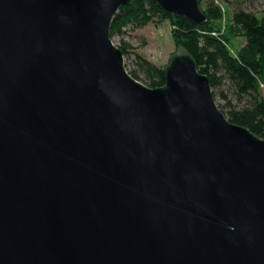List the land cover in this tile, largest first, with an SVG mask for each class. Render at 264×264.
Here are the masks:
<instances>
[{"label":"water","instance_id":"1","mask_svg":"<svg viewBox=\"0 0 264 264\" xmlns=\"http://www.w3.org/2000/svg\"><path fill=\"white\" fill-rule=\"evenodd\" d=\"M132 1L0 0V264H264V139L184 47L162 87L130 75Z\"/></svg>","mask_w":264,"mask_h":264},{"label":"trees","instance_id":"2","mask_svg":"<svg viewBox=\"0 0 264 264\" xmlns=\"http://www.w3.org/2000/svg\"><path fill=\"white\" fill-rule=\"evenodd\" d=\"M201 7L208 18L202 26L165 11L155 0H133L116 15L111 38L123 37L127 29L143 28L156 18L168 20L176 49L184 47L194 57L199 72L209 78L214 97L215 90L227 84L229 92L244 103L232 106L227 113L221 110L228 120L264 139V17L235 12L222 28L228 11L219 0H201ZM235 37L244 38L245 45L234 52ZM118 48L125 57L130 56L125 43ZM134 65L135 70L128 72L136 80L150 88L165 84L164 68L138 54H134ZM222 96L226 97L224 93Z\"/></svg>","mask_w":264,"mask_h":264},{"label":"rangeland","instance_id":"3","mask_svg":"<svg viewBox=\"0 0 264 264\" xmlns=\"http://www.w3.org/2000/svg\"><path fill=\"white\" fill-rule=\"evenodd\" d=\"M221 6H224L228 11L221 27L224 24L227 27L228 19L232 17L235 12H248L264 17V0H219ZM225 22V23H224ZM114 44L118 47L124 43L129 47V57H125V66L128 71L135 70L134 54L141 55L146 60L155 64L159 68H165L168 64L172 53L176 51L175 43L172 37V26L168 20L160 18L154 19V22L147 26L132 30L127 29L123 37L113 38ZM245 45V39L242 37H235L232 41L233 51H237ZM216 103L224 112H228L232 106L241 107L244 103L239 102L228 90V85H222L215 90ZM222 93L226 97L222 96ZM262 95L264 97V87L262 88Z\"/></svg>","mask_w":264,"mask_h":264}]
</instances>
